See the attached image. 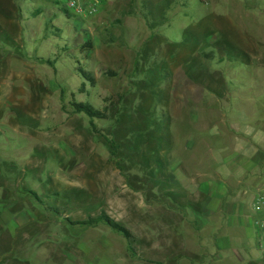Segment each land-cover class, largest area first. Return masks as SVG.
I'll return each instance as SVG.
<instances>
[{
  "label": "rangeland",
  "instance_id": "1",
  "mask_svg": "<svg viewBox=\"0 0 264 264\" xmlns=\"http://www.w3.org/2000/svg\"><path fill=\"white\" fill-rule=\"evenodd\" d=\"M255 2L107 0L73 18L50 0H0V231L18 232L0 251L24 257L41 232H114L77 225L100 216L127 232L180 223L165 204L190 199L177 185L264 128ZM80 105L102 115L96 131ZM255 231L246 242L263 256Z\"/></svg>",
  "mask_w": 264,
  "mask_h": 264
},
{
  "label": "crops",
  "instance_id": "2",
  "mask_svg": "<svg viewBox=\"0 0 264 264\" xmlns=\"http://www.w3.org/2000/svg\"><path fill=\"white\" fill-rule=\"evenodd\" d=\"M259 1L264 5V0L255 2L258 13L264 16ZM242 59L250 65L257 62L247 55ZM259 123H255L256 127ZM261 128H256L248 138L236 139V148L230 152L232 160H224L228 149L221 151L226 153L221 159L218 148L203 166L192 169V180L188 179L187 186L177 185L188 190L190 199L164 203L180 223L175 221L170 225L161 221V232L152 234L129 232L130 241L116 232H41L34 237V242L39 243H27L26 256H11L10 247H4L0 260L3 262L4 257V264H183L184 261L187 264H264V255H258L260 246L255 240L253 248L246 242L251 232L256 233L257 215L249 204L252 206L255 194L264 189V128ZM200 140L192 144L194 149ZM175 185L171 182L172 187ZM167 232L178 235V242L170 240L169 233L165 235ZM17 234L0 231V241L5 236L15 240ZM29 236L25 240H31ZM79 243L84 246L79 248ZM174 245L179 246L177 250ZM129 248L135 255H131Z\"/></svg>",
  "mask_w": 264,
  "mask_h": 264
},
{
  "label": "built area",
  "instance_id": "3",
  "mask_svg": "<svg viewBox=\"0 0 264 264\" xmlns=\"http://www.w3.org/2000/svg\"><path fill=\"white\" fill-rule=\"evenodd\" d=\"M57 4L65 15L73 18H91L98 14L106 5L107 0H50ZM257 219L254 227L260 234V240L264 241V189L254 197L252 204Z\"/></svg>",
  "mask_w": 264,
  "mask_h": 264
},
{
  "label": "trees",
  "instance_id": "4",
  "mask_svg": "<svg viewBox=\"0 0 264 264\" xmlns=\"http://www.w3.org/2000/svg\"><path fill=\"white\" fill-rule=\"evenodd\" d=\"M91 45L88 43H85L83 45V49L85 48H90ZM74 112L75 113H84L87 118L89 119V125L92 128L93 131H96V126L93 123L94 119H100L102 117V115L98 112H96L95 110H93L91 107L89 106H74ZM110 148H111V154L113 155V157L115 156V144L113 141L107 140ZM99 224H104L106 225L109 229H111L112 231L116 232L117 234L122 235L126 240L130 241L131 235L129 232H127L126 230H124L123 228L117 226L112 220H110L109 218L105 217V216H100L96 219H90L86 222H81V223H77V225L79 226H87V227H96ZM129 251L131 252V255H135L133 250L131 248H129Z\"/></svg>",
  "mask_w": 264,
  "mask_h": 264
}]
</instances>
